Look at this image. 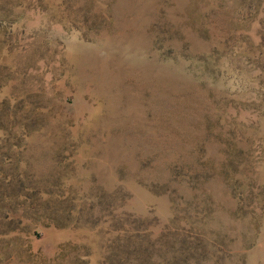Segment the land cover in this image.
<instances>
[{
  "label": "rangeland",
  "instance_id": "obj_1",
  "mask_svg": "<svg viewBox=\"0 0 264 264\" xmlns=\"http://www.w3.org/2000/svg\"><path fill=\"white\" fill-rule=\"evenodd\" d=\"M0 264H264V0H0Z\"/></svg>",
  "mask_w": 264,
  "mask_h": 264
}]
</instances>
